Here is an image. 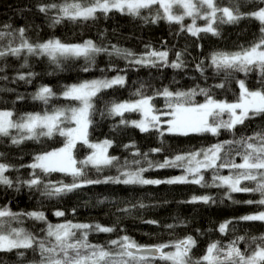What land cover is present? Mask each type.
I'll list each match as a JSON object with an SVG mask.
<instances>
[{
  "label": "trees",
  "instance_id": "1",
  "mask_svg": "<svg viewBox=\"0 0 264 264\" xmlns=\"http://www.w3.org/2000/svg\"><path fill=\"white\" fill-rule=\"evenodd\" d=\"M64 0H0V31L17 32L25 29V37L31 43H42L49 39H59L64 43L77 44L92 40L98 46L107 48L112 55L101 53L96 56L95 63L86 65L83 58L61 60V67L57 68L49 58L29 56L28 67L22 68L24 57L19 59L8 56L0 59V110L13 112V119H18L26 113H41L51 111L55 107L77 106L75 102L64 99L60 94L68 85L79 84L93 79L113 78L117 75L125 77L123 86L101 91L94 98L95 108L91 116L92 124L88 129V139L93 143L112 141L110 156L118 158L113 165L102 166L99 170L90 165L83 167L84 175L77 178L79 181L100 180L108 177H117L121 170H136L143 167L148 169L143 173L147 179L168 180L185 175L183 167H149L174 159L177 155L206 149L217 143L252 136L257 132H264V115L255 116L238 125L234 132L224 129L219 135L189 134L187 136L169 134L150 130L142 132L131 124H121L119 116L108 114V107L113 102L134 101L139 97L135 94L140 91L147 96H155L158 91L168 88L172 91H187L197 87L209 88L210 94L218 100L234 102L239 96L238 80H244L246 86L252 90L264 88V77L258 71H251L247 75L243 72H233L225 78L223 72L217 73L210 66V57L213 53L235 52L242 47L247 48L261 36L262 25L254 18L245 16L238 23L220 24L219 35L200 33L198 37L187 31H181V26L169 23L166 20L152 22L154 12L141 10L140 16L129 15L119 11H112L107 15L97 13L96 19L62 20L53 25L57 15L56 10L47 13L39 11L41 4H61ZM87 2V0H85ZM227 6L229 0H217ZM238 5L241 13L255 11L260 6V0H232ZM184 25L191 23V18L184 20ZM205 24L204 20H197V25ZM11 27H5V26ZM9 40L0 41V47L6 46ZM18 33L15 43H19ZM113 46L130 51L133 57L125 59L113 52ZM151 50L169 52V62L176 58V53L182 54L184 67H156L130 63ZM201 65L203 75L196 66ZM88 66L89 71L83 69ZM34 72L36 75L30 82L17 79L18 74ZM223 83V88L215 85ZM47 85L57 93L45 105L42 101L34 100L33 96L38 88ZM23 97V99H18ZM196 103H204L205 97L197 95ZM156 108L166 110V100L163 96H155L153 100ZM227 115L225 114V117ZM123 119L139 121L142 115L139 112H126ZM162 120L166 117H161ZM166 127V125L164 126ZM13 135H17L15 130ZM65 138L54 134L51 138L40 137L38 140H24L20 144H13L11 137H0V163L10 165L5 173L11 180L12 186L0 184V208L23 214L43 212L45 220H36L26 215H20L13 227H23L26 231L40 238L46 236L48 224H99L113 227L110 233L89 230L90 243L110 246V241L124 235L129 236L141 245H157L175 242L192 236L196 246L191 255L201 258L210 244L220 242L226 246L238 236L245 237L241 242L242 250H251L255 247L252 237L264 236V222L243 221L239 218L245 215L257 214L264 211V205L257 203L247 204V200H259V193H231L228 196L226 186L217 187L213 184V175L227 176L236 170L229 168L207 169L203 171L205 181L209 186L202 187L191 183H161V184H123L101 182L83 184L59 196L45 195V185L71 184L73 177L65 173H43L40 169H32L28 165L34 162L36 155L53 151L62 147ZM236 145H225L227 158L241 163V157L236 155ZM160 149V151H153ZM231 149V151H229ZM82 143H77L73 155L77 161L86 160L92 153ZM139 152V155L134 153ZM147 154V159L144 154ZM223 155V154H222ZM140 161L135 164L134 161ZM125 161L128 167L125 168ZM178 164L180 162H177ZM33 172L41 179L38 186L29 187L24 181L32 179ZM123 178V177H121ZM216 183H219L217 181ZM244 185L254 186L253 182L243 181ZM208 195L212 200L208 203L191 202L192 198ZM214 201V202H213ZM238 201V203H234ZM143 205V207H141ZM126 209V211H125ZM57 211L64 212L57 216ZM155 221L156 223H148ZM227 221L225 233L219 231V226ZM168 225H173L169 228ZM259 243V241H257ZM251 246V247H250ZM23 255H20V253ZM41 257L38 251L32 249H14L0 252V264H39ZM154 264H165L164 261H155Z\"/></svg>",
  "mask_w": 264,
  "mask_h": 264
},
{
  "label": "snow or ice",
  "instance_id": "2",
  "mask_svg": "<svg viewBox=\"0 0 264 264\" xmlns=\"http://www.w3.org/2000/svg\"><path fill=\"white\" fill-rule=\"evenodd\" d=\"M264 5V0H260ZM56 10L57 15L53 19V25L61 23L62 20L72 21L96 19L97 13L107 15L112 11H119L129 15L140 16L141 10L154 12L151 16L152 22L166 20L181 26V31H187L192 36L198 37L200 33H211L219 35L220 24L238 23L242 18L248 16L254 18L262 25L261 36L247 48H241L235 52H215L210 57V66L217 73L223 72L225 78L233 72H243L247 75L251 71H258L264 77V6L249 13H241L238 5L229 0L227 6L221 5L217 0H64L61 4H41L39 11L47 13ZM185 18H191V23L184 25ZM197 20H204L205 24L197 25ZM5 27H11L5 26ZM18 33L19 43H15ZM8 39L6 46L0 47V59L8 56L24 57L22 68L28 67L27 57L36 56L49 58L57 68L61 67V60L83 58L86 65L95 63L96 56L101 53H110L107 48L98 46L92 40L83 43L69 44L59 39H49L42 43H31L25 37V29L20 28L17 32L0 31V41ZM113 52L123 56L125 59L133 57L130 51L113 46ZM167 50H151L139 58L130 60V63L156 67H171L182 69L184 60L181 53H176L174 61L169 62ZM203 62L196 66L197 71L203 75ZM84 71H89L86 66ZM4 71L0 67V72ZM34 72L20 73L17 79L30 82L35 77ZM0 79H8L7 76ZM240 93L236 101L215 99L210 94L209 88L197 87L187 91H172L164 88L155 96H163L166 100L165 109L156 108L153 103L155 96H147L138 91L135 95L139 98L134 101L113 102L108 107V114L119 116L121 124H131L142 132L155 130L164 135L169 134L187 136L189 134H211L217 136L221 129L234 132L238 125H243L245 120L252 119L258 115H264V88L258 90L249 89L244 80L237 81ZM125 77L117 75L111 79H93L79 84L68 85L60 94L64 99L75 102L77 106L55 107L51 111L41 113H26L18 119H13V112L0 110V137H11L13 144H20L24 140H38L40 137L51 138L58 134L65 138L62 147L53 151L44 152L34 157V162L28 167L40 169L43 173L62 172L73 177L71 184L60 183L59 185H45V195L59 196L70 192L83 184H95L101 182L123 183V184H161V183H191L202 187L209 186L205 181L203 171L207 169L229 168L236 170L234 174L222 176L215 173L212 177L213 184L217 187L226 186L228 196L231 193H259L260 199L247 200L244 203H257L264 205V132L254 133L252 136L240 137L217 143L206 149L177 155L174 159L165 160L163 163L153 165L148 162L149 167H183L185 175L168 180L147 179L143 173L148 169L140 167L136 170H121L117 177H108L105 181L84 180L77 178L84 175L83 167L77 165H88L99 170L102 166L113 165L118 158L108 154V148L112 141L93 143L88 139V129L92 124L91 116L95 108L94 98L106 89L114 86H123ZM215 87L223 88L219 83ZM205 97L204 103H196L195 97ZM57 93L47 85H42L35 92L33 99L42 101L47 105ZM23 99V97H18ZM126 112H139L142 119L139 121H128L123 119ZM227 115V118L225 117ZM161 117H166L162 120ZM166 125V127H164ZM15 130L17 135H13ZM80 142L92 149L91 155L86 160L77 161L73 155L76 144ZM225 145H236V155L241 157L242 162L236 163L228 159ZM160 151V149H153ZM231 151V149H229ZM139 155V152L134 153ZM223 154V155H222ZM147 159V154H144ZM177 162H180L179 164ZM140 164V161H134ZM128 162L125 161V168ZM10 165L0 163V184L12 186V180L5 175ZM123 177V178H121ZM219 181V183H216ZM243 181L253 182L254 186L244 185ZM29 187L38 186L42 183L35 172L32 179L24 181ZM212 197L208 195L193 197L191 202L208 203ZM214 202V201H213ZM238 203V201H234ZM143 207V205H141ZM126 211V209H125ZM57 216H63L64 212L57 211ZM20 215H26L36 220H45L43 212H30L18 214L8 208H0V252L12 251L14 249H32L38 251L41 257L39 264H154L155 261H164L165 264H264V236L252 237L255 247L251 250H242L241 242L245 237L238 236L226 246L220 242H213L201 258H194L191 253L196 246V240L187 236L182 240L162 243L157 245H141L124 235L116 240L110 241V246L97 245L88 240L89 230L110 233L115 231L113 227H105L99 224H48L46 236L40 238L23 227H13L12 222L17 221ZM243 221L264 222V211L257 214L245 215L239 218ZM156 223L155 221H147ZM227 221L219 226V231L225 233ZM169 228L173 225H168ZM259 241V243H257ZM166 249H168L166 251ZM20 255H23L21 252Z\"/></svg>",
  "mask_w": 264,
  "mask_h": 264
},
{
  "label": "rangeland",
  "instance_id": "3",
  "mask_svg": "<svg viewBox=\"0 0 264 264\" xmlns=\"http://www.w3.org/2000/svg\"><path fill=\"white\" fill-rule=\"evenodd\" d=\"M185 19H189V18H185ZM111 79V78H110ZM141 114V113H140ZM192 134H195V133H192ZM78 143H80V142H78ZM109 150H110V147L108 148V154L110 155V153H109ZM73 152H74V150H73ZM88 165H90V166H92L91 164H88ZM56 173H62V172H56ZM66 174V173H65ZM168 249H166V251H167Z\"/></svg>",
  "mask_w": 264,
  "mask_h": 264
}]
</instances>
